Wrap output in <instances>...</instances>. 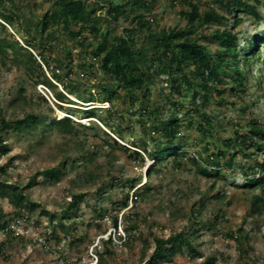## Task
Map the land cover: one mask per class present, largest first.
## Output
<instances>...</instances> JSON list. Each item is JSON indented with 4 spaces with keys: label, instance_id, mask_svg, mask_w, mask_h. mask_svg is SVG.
<instances>
[{
    "label": "rangeland",
    "instance_id": "1",
    "mask_svg": "<svg viewBox=\"0 0 264 264\" xmlns=\"http://www.w3.org/2000/svg\"><path fill=\"white\" fill-rule=\"evenodd\" d=\"M86 1L94 4L97 13L104 14L96 0ZM203 8L202 5L201 10ZM0 9L19 16L13 25L6 23V29H0V39L6 42L16 39L21 44L33 36L43 40L40 53L50 56V66L55 68L61 64L57 66L58 72L64 81H68L70 88L84 97H88L92 88V93L98 96L100 89L97 83L107 81L103 80L99 63L91 53L93 45H87L95 39L90 37L79 46L61 26L56 25L50 27L54 33L52 40L46 38L50 30L42 37L36 33V21L52 9V0H1ZM258 9L262 19L245 15L242 23L233 30L238 36L239 58L244 55L242 47L246 46L247 40L264 32V6ZM181 10L182 6L178 3L171 5L170 0H158L145 18L152 21L155 29L184 27L186 21L181 16ZM130 16H122L118 21L109 20L102 27L108 29L110 38L125 34L126 28L135 25L129 21ZM0 21L3 22L1 18ZM231 23L232 20L228 25ZM143 36L141 32L136 34L139 40ZM50 44L51 51L47 48ZM205 44L212 51L216 43L211 39ZM34 53L39 52L35 50ZM242 64L241 61V67ZM45 73L49 75L50 71L46 69ZM244 75L247 80L239 97L225 92L227 103L224 105L218 106L213 100L200 107L212 115L214 128L208 132L210 135L198 131L199 118L195 113L184 115V107L176 111L181 123L177 144L183 147L180 152L182 159L175 162L173 156H167L157 165L159 171L146 176L147 165L152 162L147 153L144 164H139L132 156L115 149L113 144V139L131 148H135L132 146L134 143H145L149 152L154 147L150 136L158 140L156 146L163 144L152 118L143 119L139 114V107L146 102L139 92L138 100L130 104L124 90L121 87L117 89L120 97L114 104L109 121L121 128L120 137L114 128L105 127L98 117L88 118L80 111H72L101 107L97 113L108 118L105 110L107 102H83L75 93H66L62 84L54 81L55 90H61L72 102H58L61 106L57 107L53 104L57 101L52 90L41 84L34 86V75L27 74L19 58H14L11 51L8 57L0 55V115L10 119L35 110L42 111L48 118L67 115L75 121L71 133H62L56 128H47L44 134L39 129L26 132L10 129L0 133L9 147L8 152L0 156V166H3L0 178L21 185L32 178L33 184L24 191L35 202L34 209L20 217L15 215L8 200L0 196V209L13 231L11 239L5 232H0V244L3 245L0 264H98V252L104 248L110 252L104 253L102 264H149L147 258L153 248V237H167L180 230L195 235L194 243L199 254L183 247L171 258L159 259L153 264H200L209 256L215 258L214 264H264V214L253 215L250 212L252 200L259 201L264 207V183L256 188L245 186L241 166H248L250 159L238 153L232 167L226 168L222 164L221 174L212 176L202 174L189 159V155L196 151L201 152L203 158L208 157L214 150L215 138L231 135L233 127L230 122H243L253 115L264 125V46H261L259 58L252 60L248 69L244 68ZM19 87L24 88L27 96L36 98L39 94L43 95L53 111L38 99L35 103L40 102V107L25 101L19 95ZM149 88V109L157 107L158 117L172 113L171 102L175 95H171L164 76H155ZM188 100V93L181 96L184 105ZM242 107L247 109L244 117L240 114ZM77 121L80 123L76 124ZM205 144L209 145L207 152L202 149ZM87 156H91L92 160L85 162ZM261 159H264V150L260 153ZM55 165L61 169L57 179L48 180L39 175L41 169ZM203 165L209 164L203 162ZM139 176L141 182L130 187L128 180ZM144 181L146 183L142 184ZM139 186L149 187L147 198H137L130 204L131 193ZM77 192H82L84 197L76 208L64 212L71 194ZM216 192L223 197L212 198ZM125 193L129 194L128 206L121 208ZM44 211L56 214L54 225ZM125 214L135 221L136 228H131L132 222L125 223ZM115 215L118 216L117 227L112 224ZM59 219L65 229L57 225ZM239 227L248 231V258L241 254L236 242L226 236L228 231H236ZM120 235L125 236L121 244L114 241V238L119 240ZM108 238L112 243H103Z\"/></svg>",
    "mask_w": 264,
    "mask_h": 264
},
{
    "label": "trees",
    "instance_id": "2",
    "mask_svg": "<svg viewBox=\"0 0 264 264\" xmlns=\"http://www.w3.org/2000/svg\"><path fill=\"white\" fill-rule=\"evenodd\" d=\"M158 0H96L100 4V9L104 10V14L97 13L93 3L86 0H52V9L45 12L42 17L36 21L37 35L44 36L50 27L56 25L61 26L65 33L76 41V44L82 46L90 37L95 39L94 42H88L87 45L92 46V55L99 63L103 76V80L107 82H98V96H95L89 89L88 97L82 96L77 90L70 88L58 72L59 63L56 67H50L49 55H43L39 51V47L43 45V40L37 39L35 36L31 40H25L21 44L16 39L6 42L0 39V55L8 57V52L14 54V58H19L23 64L27 74L34 75L33 85L41 84L53 92V97L57 102L55 106H61V103H72L71 100L61 91L55 90L54 81L62 84L63 89L68 94H76L78 99L83 102H107L106 111L108 118L100 116L97 111L101 107H88L84 109H72L75 112H82L84 117H98V120L105 126L114 128V131L121 137L122 130L116 125H112L109 121L111 112L114 108L116 100L120 97L117 93L118 87H121L130 104H135L138 100L137 93L141 98L146 100L139 107L141 118H152L158 138L163 140V144L156 146L158 142L154 137L150 136L154 141V147L149 152L145 143H134L135 148L127 147L113 139L115 149H118L128 156H132L139 162L144 164L146 153L152 159L147 165L146 176H150L152 172L159 171L157 167L167 156H173L175 162L182 159L180 152L182 146L177 144L180 137L181 123L176 111L186 108L184 115L192 116L195 113L199 121L196 128L203 135H206L214 128L212 115L203 111V107L215 101L218 106L227 103L224 94H234L240 96L244 90L247 76L244 75V68L248 69L252 60L259 58L261 54V46H264V32L250 37L246 46L242 47L244 55L239 58L238 36L233 30L243 21V16L251 15L255 19H262L259 6H264V0H211L201 2L200 0H170L171 5L180 4L182 6L181 16L186 21L184 27H160L155 29L152 21L146 19V13L153 10ZM1 4V0H0ZM202 5L204 6L201 10ZM131 14L129 21L135 25L124 30L125 34L109 37L110 32L107 28H103V24H107L109 20L118 21L122 16ZM21 17V16H20ZM0 29H6V23L13 25L19 20V16L15 13H5L0 9ZM232 20L231 25L228 22ZM5 22V23H4ZM205 30L209 31L206 32ZM143 33L141 40L136 37L137 33ZM86 33V34H85ZM54 33L50 30L46 38L52 40ZM215 41V48L211 51L208 49L205 41ZM48 42V41H46ZM51 51V44L47 47ZM37 50L39 53H34ZM50 74L45 73L42 63ZM242 61V66L240 62ZM164 76V80L169 87L172 98L173 112L166 117L156 116L157 107L150 108L149 92L150 82L155 76ZM19 95L27 102L40 107L41 103H45L50 111L53 108L46 101L45 97L39 94L27 96L24 88L19 87ZM188 93L189 100L184 105L181 96ZM40 102H36L35 100ZM186 106V107H185ZM101 110V109H100ZM246 108H241V117H244ZM72 115V114H71ZM145 121V120H144ZM159 121V122H157ZM80 122H76L79 124ZM75 121L65 115L59 118H48L42 111L28 110L21 117L7 119L0 115V133L10 129L18 132H26L40 130L43 134L47 128H56L62 133H71L74 130ZM191 124V122H189ZM233 127L231 135L227 137H218L213 140L214 150L208 157L203 158L201 152H193L189 155V159L193 164L198 166V170L206 175H219L222 172V164L226 168L232 167L234 158L238 153L250 159L248 166H241L245 178V186L256 188L264 183V159L259 160L260 153L264 150V125H262L256 117L249 116L243 122H230ZM83 125V124H82ZM86 128V126H84ZM106 136L108 134L104 132ZM210 135V133H208ZM253 148L252 151H249ZM204 152H207L209 145L202 146ZM9 150L7 143L0 136V156L6 154ZM149 152V153H148ZM184 154V153H183ZM92 160L91 156H87L85 162ZM207 162L208 166L203 165ZM3 170V166H0ZM61 169L57 165L46 167L38 171L48 180H55L60 176ZM33 179L29 178L25 185L18 182H9L7 179L0 178V196L6 198L15 210V215L23 217L27 212L34 209L35 202L24 191L26 187L33 184ZM130 187L141 182L140 176L130 179ZM146 183L144 181L142 184ZM212 188V187H211ZM149 187H136L132 194L136 198H131V202L137 198L146 199ZM84 197L82 192L72 193L64 212H70L77 207L78 202ZM129 194L125 193L120 203L121 208L128 206ZM219 192L212 195V198H222ZM221 212V209L217 210ZM45 212V211H44ZM251 214L263 215L264 207L257 200H252L250 206ZM49 222L54 225L56 214L47 213ZM193 214V213H192ZM125 223H131V228H136L135 221L130 219L129 214L124 215ZM56 224V223H55ZM114 227L118 225V216L112 217ZM57 225L63 229L66 228L64 223L59 219ZM55 227V226H54ZM0 232H5L11 239L13 231L9 225V221L4 219V214L0 209ZM248 231L239 227L236 231H228L227 237L234 240L242 255L249 257L250 247L247 246L246 239ZM195 235L187 233L183 230L176 231L167 237H153V248L150 252L147 262L153 264L159 259L171 258L175 253L185 247L188 251L198 255L194 243ZM103 243H112L108 238ZM245 246H247L245 248ZM3 245L0 244V253ZM108 248H104L102 252H98L97 262L102 264L104 261V253H109ZM213 256L206 257L200 264H214ZM257 264V263H251Z\"/></svg>",
    "mask_w": 264,
    "mask_h": 264
},
{
    "label": "built area",
    "instance_id": "3",
    "mask_svg": "<svg viewBox=\"0 0 264 264\" xmlns=\"http://www.w3.org/2000/svg\"><path fill=\"white\" fill-rule=\"evenodd\" d=\"M37 58H38V60L41 62L39 56H37ZM41 63H42V62H41ZM42 65H43L44 69H46V67L44 66L43 63H42ZM50 67L52 68V66H50ZM132 197L136 198V195H133V194L131 193L130 204L132 203V202H131V198H132ZM114 241L117 242V243H120V244H121L122 242L125 241V236H124V235H120V236H119V240H117L116 238H114Z\"/></svg>",
    "mask_w": 264,
    "mask_h": 264
}]
</instances>
